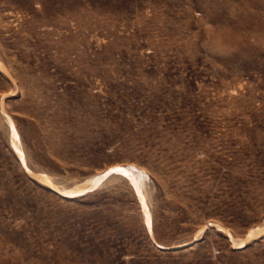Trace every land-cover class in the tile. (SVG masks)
I'll use <instances>...</instances> for the list:
<instances>
[{"label":"rangeland","instance_id":"374dc122","mask_svg":"<svg viewBox=\"0 0 264 264\" xmlns=\"http://www.w3.org/2000/svg\"><path fill=\"white\" fill-rule=\"evenodd\" d=\"M0 264H264V0H0Z\"/></svg>","mask_w":264,"mask_h":264},{"label":"bare ground","instance_id":"6f19581e","mask_svg":"<svg viewBox=\"0 0 264 264\" xmlns=\"http://www.w3.org/2000/svg\"><path fill=\"white\" fill-rule=\"evenodd\" d=\"M14 137V136H13ZM13 144H14V146H15V148L19 151V153H20V150L18 149V143H17V139L15 138L14 139V141H13ZM20 155V154H19ZM23 158V157H22ZM24 161V160H23ZM118 170H120V169H118ZM113 171V170H112ZM120 172H123V173H125V174H127L129 177H130V179L132 180V182H134V185H135V187L137 188V189H139V191H141L142 190V187L144 186V185H147V183H146V178L145 177H143V176H139V175H135L132 171L130 172V171H128V170H126V169H122V170H120ZM103 175V174H102ZM102 175H98V176H95L94 178H91V180H87V182L85 183V184H82V185H78V186H76V187H74L73 189H67V190H64V193H66L67 195H75V194H78V192H80V191H83V190H85V189H87V188H93L94 186H96V185H98V183L99 182H101L102 181V178L104 177H102ZM52 186H53V184H52ZM54 187V186H53ZM145 187V186H144ZM146 189V188H145ZM144 189V190H145Z\"/></svg>","mask_w":264,"mask_h":264}]
</instances>
